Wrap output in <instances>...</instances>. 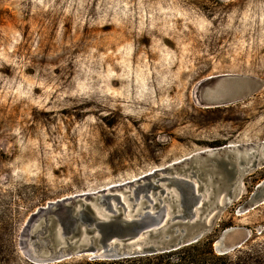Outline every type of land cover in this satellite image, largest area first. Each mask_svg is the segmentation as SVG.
I'll return each instance as SVG.
<instances>
[{
    "label": "rangeland",
    "instance_id": "1",
    "mask_svg": "<svg viewBox=\"0 0 264 264\" xmlns=\"http://www.w3.org/2000/svg\"><path fill=\"white\" fill-rule=\"evenodd\" d=\"M215 76L259 86L211 105ZM260 142L264 0H0V264H34L40 222H26L48 202ZM263 179L264 166L245 174L188 246L54 264H264V201L249 203ZM148 182L164 206L168 188Z\"/></svg>",
    "mask_w": 264,
    "mask_h": 264
},
{
    "label": "water",
    "instance_id": "2",
    "mask_svg": "<svg viewBox=\"0 0 264 264\" xmlns=\"http://www.w3.org/2000/svg\"><path fill=\"white\" fill-rule=\"evenodd\" d=\"M212 79L205 98L211 105L236 100L259 86L245 78ZM262 166L264 142L226 146L195 153L122 184L48 202L27 219L29 228L40 222L27 256L34 264H54L79 254L130 258L188 246L201 238L214 215L239 196L241 178ZM151 177L168 188L159 190L166 206L158 207L149 198L150 190L156 189L148 182ZM262 201L264 179L249 203ZM116 248L119 251L113 253Z\"/></svg>",
    "mask_w": 264,
    "mask_h": 264
}]
</instances>
